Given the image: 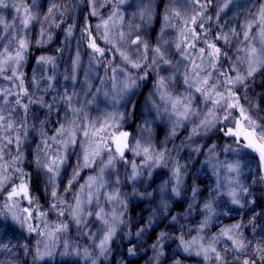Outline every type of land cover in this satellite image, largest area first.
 Instances as JSON below:
<instances>
[{
  "label": "clouds",
  "instance_id": "1",
  "mask_svg": "<svg viewBox=\"0 0 264 264\" xmlns=\"http://www.w3.org/2000/svg\"><path fill=\"white\" fill-rule=\"evenodd\" d=\"M0 264H264V0H0Z\"/></svg>",
  "mask_w": 264,
  "mask_h": 264
}]
</instances>
